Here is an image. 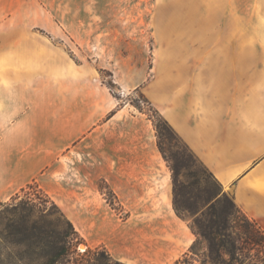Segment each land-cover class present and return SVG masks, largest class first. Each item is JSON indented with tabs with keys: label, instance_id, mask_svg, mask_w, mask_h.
<instances>
[{
	"label": "rangeland",
	"instance_id": "obj_1",
	"mask_svg": "<svg viewBox=\"0 0 264 264\" xmlns=\"http://www.w3.org/2000/svg\"><path fill=\"white\" fill-rule=\"evenodd\" d=\"M23 7L35 15L18 19L32 18L41 39L65 50L89 107L103 111L92 127L75 129L70 156L59 154L51 177L0 201V264H127L105 242H118L133 205L155 198L166 176L173 204V172L191 208L213 179L235 202L239 175L224 186L161 108L175 107L229 166L241 146L251 153L264 146V0H31ZM130 153L138 155L134 178L152 180L153 189L134 183L121 200L110 180ZM259 154L250 166L264 148ZM67 234L75 245L61 254ZM186 253L178 264H219L201 244Z\"/></svg>",
	"mask_w": 264,
	"mask_h": 264
},
{
	"label": "crops",
	"instance_id": "obj_2",
	"mask_svg": "<svg viewBox=\"0 0 264 264\" xmlns=\"http://www.w3.org/2000/svg\"><path fill=\"white\" fill-rule=\"evenodd\" d=\"M30 1L0 0V201L37 177H51L57 171L59 154L65 149L70 156L72 150L68 147L76 138L75 129L92 127L103 111L99 105L97 109L89 107L84 79L75 77L74 63L65 50L39 37L29 18L35 13L23 7ZM19 4L22 13L15 11ZM17 15L30 16L22 22ZM102 94L99 90L98 95ZM161 109L224 186L239 175L235 202L264 229V180L260 177L264 158L250 166L264 146L253 154L241 146L240 158L229 166L215 157L211 145L200 140L197 129L184 124L175 107ZM247 135L242 130L241 141ZM125 159L129 163L116 165L115 183L110 180L121 200L131 193L134 183L141 184L142 190L147 187V193L153 189L152 180L139 181L133 176L138 168L132 165L138 164V155L130 153ZM151 162L150 158L148 164ZM155 193V198L136 201L135 210L116 230L119 234L115 245L105 242L115 258L127 264H172L188 252L195 235L188 221L174 211L169 176Z\"/></svg>",
	"mask_w": 264,
	"mask_h": 264
},
{
	"label": "trees",
	"instance_id": "obj_3",
	"mask_svg": "<svg viewBox=\"0 0 264 264\" xmlns=\"http://www.w3.org/2000/svg\"><path fill=\"white\" fill-rule=\"evenodd\" d=\"M173 171H175L173 169ZM206 173L205 169L201 170ZM211 175V174H210ZM191 182V186L194 185ZM182 186L173 172V208L175 213L188 221L196 239L189 247L195 252L197 244L207 247L208 256L219 264H264V229L249 218L222 189L218 180L213 179L211 187L205 186L199 205L191 208L182 201ZM67 234L58 252L66 254L75 243ZM254 249L253 253L251 252ZM187 253L183 255L185 258ZM176 260L175 264H178Z\"/></svg>",
	"mask_w": 264,
	"mask_h": 264
},
{
	"label": "bare ground",
	"instance_id": "obj_4",
	"mask_svg": "<svg viewBox=\"0 0 264 264\" xmlns=\"http://www.w3.org/2000/svg\"><path fill=\"white\" fill-rule=\"evenodd\" d=\"M157 56H158V58H159V54H157ZM158 58H157V60H158ZM159 61V60H158ZM149 94H152V91L151 90H149ZM159 96V95H158ZM159 104H162V100L160 101V100H156Z\"/></svg>",
	"mask_w": 264,
	"mask_h": 264
}]
</instances>
